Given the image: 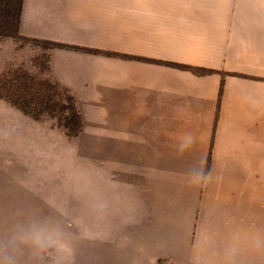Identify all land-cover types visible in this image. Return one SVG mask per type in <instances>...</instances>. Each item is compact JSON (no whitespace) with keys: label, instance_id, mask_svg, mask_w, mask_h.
Wrapping results in <instances>:
<instances>
[{"label":"crops","instance_id":"1","mask_svg":"<svg viewBox=\"0 0 264 264\" xmlns=\"http://www.w3.org/2000/svg\"><path fill=\"white\" fill-rule=\"evenodd\" d=\"M20 34L79 48L53 50L49 75L85 129L102 114L128 174L147 188L185 178L188 202L135 203L107 258L88 241L87 264H188L206 203L234 210L264 178V0H24Z\"/></svg>","mask_w":264,"mask_h":264},{"label":"rangeland","instance_id":"2","mask_svg":"<svg viewBox=\"0 0 264 264\" xmlns=\"http://www.w3.org/2000/svg\"><path fill=\"white\" fill-rule=\"evenodd\" d=\"M43 52L30 40L0 39V264H87L88 241L96 245L100 239L107 258L112 241L117 243L111 237L125 234L122 213H133L135 203L184 204L189 194L185 178L147 188L149 178L119 166L117 144L102 143L101 113L93 114L87 129L82 119L74 135L62 112H68L66 99L49 72H42ZM17 76L48 85L39 110L23 105L25 96L5 84ZM253 180L252 198L247 193L234 210L224 208L220 194L206 203L205 213L202 208L188 264H264V178ZM201 216L208 222L200 232ZM127 222L129 228L141 223L133 215Z\"/></svg>","mask_w":264,"mask_h":264},{"label":"trees","instance_id":"3","mask_svg":"<svg viewBox=\"0 0 264 264\" xmlns=\"http://www.w3.org/2000/svg\"><path fill=\"white\" fill-rule=\"evenodd\" d=\"M23 1L24 0H0V39H18L23 38L26 40H30L31 42L35 43L37 46L43 47V56L41 58V68L42 72H48L49 64L48 59H50V52L57 48H67V49H79L74 46L60 44L54 41H47V40H37L24 37L20 34V25H21V16H22V9H23ZM92 53H97L95 50H87ZM108 55L111 56H118L116 53H109ZM184 69H189L198 73H208L209 71L201 69V68H194L189 66H180ZM33 80V79H32ZM32 80H27L26 82H22L21 78L19 79L18 76L14 77V79L6 80L5 84H7L9 88H11L13 92H20L23 96H25L23 105L28 107H32L36 105V111L39 110V107L42 104H39L44 99L45 92H48L49 87L45 83H35ZM34 81V80H33ZM45 87L43 88L42 86ZM58 94L64 96L66 100L65 105L67 108L66 114L64 113V119L68 121L70 127L72 126L74 130V135H78L80 133L83 117L78 109L77 101L74 96H72L69 91L61 88L58 86ZM56 95V94H55ZM22 96V97H23ZM27 97V98H26ZM49 101V100H48ZM49 106L48 102L45 103ZM22 105V106H23ZM45 108V107H44ZM48 108V107H47ZM64 110V109H63Z\"/></svg>","mask_w":264,"mask_h":264}]
</instances>
